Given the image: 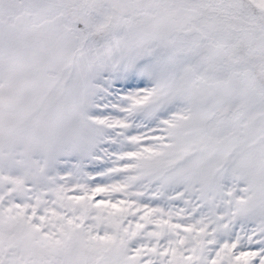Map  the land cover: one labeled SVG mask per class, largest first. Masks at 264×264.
<instances>
[{
	"label": "snow or ice",
	"instance_id": "obj_1",
	"mask_svg": "<svg viewBox=\"0 0 264 264\" xmlns=\"http://www.w3.org/2000/svg\"><path fill=\"white\" fill-rule=\"evenodd\" d=\"M0 264H264V0H0Z\"/></svg>",
	"mask_w": 264,
	"mask_h": 264
}]
</instances>
